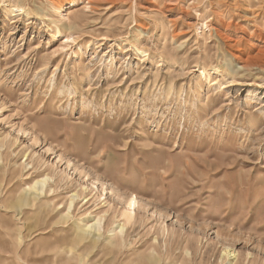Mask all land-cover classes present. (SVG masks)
Segmentation results:
<instances>
[{"label":"rangeland","instance_id":"rangeland-1","mask_svg":"<svg viewBox=\"0 0 264 264\" xmlns=\"http://www.w3.org/2000/svg\"><path fill=\"white\" fill-rule=\"evenodd\" d=\"M20 1L0 0V141L18 138L0 150V264H264V69H241L264 53V0H74L61 21L66 0ZM92 182L137 196L130 238L111 222L86 240L106 208L67 205Z\"/></svg>","mask_w":264,"mask_h":264},{"label":"bare ground","instance_id":"bare-ground-1","mask_svg":"<svg viewBox=\"0 0 264 264\" xmlns=\"http://www.w3.org/2000/svg\"><path fill=\"white\" fill-rule=\"evenodd\" d=\"M13 2V8L11 9L10 13L12 15H15L14 13L21 14L22 11L24 10V6L22 5V2L20 0H12ZM70 6L73 7L75 6V1L74 0H66L65 5L62 7H59L58 9H52L54 14L57 15L59 18L64 17L62 12H65V7ZM67 11V10H66ZM60 18V21H61ZM82 16L75 13L74 11H70L67 17V23L64 24L63 26H60V21H56L57 25L54 29V34L53 36H59L61 35L62 31L66 33V36L62 39L61 44L68 45L71 44L72 42H75V37H74V32L82 26ZM46 63V61H44ZM45 65V64H44ZM257 67L264 69V53L260 54V57H258L256 60H251L247 64L243 65L241 67L242 70H249L251 67ZM218 68H215L216 71ZM220 73V72H219ZM224 75V74H223ZM201 77L204 78L205 80H210L211 76L210 73L206 70V68H201ZM209 87H213L215 84L212 82L210 83L209 81ZM20 132H23L20 130ZM8 140V135L3 139V142L0 141V150H4L5 156L10 155L11 153H15V150H12L18 143V138L15 139L13 142H8L5 143V141ZM12 143V144H10ZM28 159H26L27 162ZM61 161L63 159L61 158ZM4 163L3 157L0 156V169L2 168ZM71 165V162L68 161V166ZM50 169H52L50 167ZM77 169V168H76ZM24 170H26L28 173L31 171H36L35 165H31L30 162L26 163L24 165ZM34 173V172H33ZM31 174V173H30ZM22 175V174H21ZM48 175V174H47ZM60 176L57 180L53 181V185H47L46 182L47 180L49 181L51 178L50 177H44L41 180L35 181L32 185H27L26 189L32 190L31 194L28 193L26 194L25 197H22L18 204L17 208H20L24 203H29L32 200V196L35 199H45V198H50L52 192L54 189L59 190L63 187L64 182H66L69 178L65 173L58 174ZM20 177L19 172H12L11 180L18 179ZM96 182H92L91 186H80V190L73 193L71 195V201L67 205L68 209H72L77 205V202H82L86 201L85 204H98V201H101L99 204L104 206L106 210H102L101 213H99V218L96 221L95 218L91 219L90 221H84L83 229L79 228L82 233L85 234L86 240H89L92 243H96L100 241L99 237L102 235L103 231L108 229L110 227V223L113 222L114 224H119L115 229H110L109 230V235L111 238L116 239L119 237L120 241H124L127 238H130V231L136 230V224L137 220L139 217V211L143 210V205L140 204L137 196L132 195L130 198L123 197L122 195L115 193L113 191H110L111 197L113 198V202H109L106 198L103 200H100L99 194H93L94 189H97L96 187ZM88 194L86 195V192ZM16 208V207H15ZM88 229H94L93 233L88 232ZM230 252L229 256L234 258L236 260V255L232 254ZM230 264H236V263H230Z\"/></svg>","mask_w":264,"mask_h":264}]
</instances>
